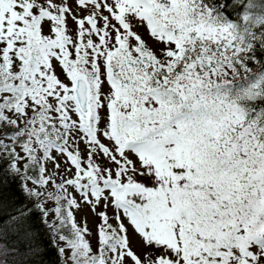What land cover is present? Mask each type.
I'll return each instance as SVG.
<instances>
[{
    "label": "snow or ice",
    "instance_id": "1",
    "mask_svg": "<svg viewBox=\"0 0 264 264\" xmlns=\"http://www.w3.org/2000/svg\"><path fill=\"white\" fill-rule=\"evenodd\" d=\"M50 250L264 264V0H0V264Z\"/></svg>",
    "mask_w": 264,
    "mask_h": 264
},
{
    "label": "trees",
    "instance_id": "2",
    "mask_svg": "<svg viewBox=\"0 0 264 264\" xmlns=\"http://www.w3.org/2000/svg\"><path fill=\"white\" fill-rule=\"evenodd\" d=\"M46 260L48 261V264H55L56 255L54 250L49 251V255L46 257Z\"/></svg>",
    "mask_w": 264,
    "mask_h": 264
},
{
    "label": "rangeland",
    "instance_id": "3",
    "mask_svg": "<svg viewBox=\"0 0 264 264\" xmlns=\"http://www.w3.org/2000/svg\"><path fill=\"white\" fill-rule=\"evenodd\" d=\"M81 215H84V214L83 213L78 214V216H77L78 220L80 219ZM87 218H88L89 226L92 227L94 225V218L90 214H88Z\"/></svg>",
    "mask_w": 264,
    "mask_h": 264
}]
</instances>
